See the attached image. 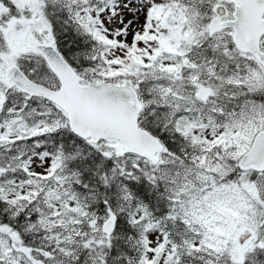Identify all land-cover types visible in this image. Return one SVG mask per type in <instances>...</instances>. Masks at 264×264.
Masks as SVG:
<instances>
[{"label": "snow or ice", "instance_id": "6c2138e0", "mask_svg": "<svg viewBox=\"0 0 264 264\" xmlns=\"http://www.w3.org/2000/svg\"><path fill=\"white\" fill-rule=\"evenodd\" d=\"M0 264H264V0H0Z\"/></svg>", "mask_w": 264, "mask_h": 264}]
</instances>
